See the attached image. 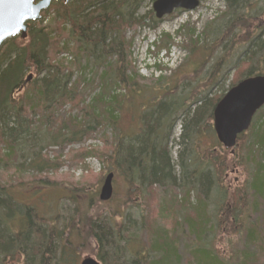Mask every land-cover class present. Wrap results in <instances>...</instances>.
<instances>
[{
    "label": "trees",
    "instance_id": "16d2710c",
    "mask_svg": "<svg viewBox=\"0 0 264 264\" xmlns=\"http://www.w3.org/2000/svg\"><path fill=\"white\" fill-rule=\"evenodd\" d=\"M146 1L53 2L41 14L38 23H28L25 40L16 36L5 42L0 50V144L5 145L11 158L17 157L19 174L32 172L31 177L35 178L54 169L42 156L47 147L63 141L76 142L96 131H112L114 138L109 150L112 156L109 157L128 191L136 194L139 201L136 211L140 210L141 199L153 188L163 189L165 194L179 188L189 200L190 195L195 197V203L184 201L183 206L188 209L185 214L171 213V217H175L170 231L161 227L156 233V227L150 226L145 243L134 239L137 233L146 230L142 217L137 221L126 210L122 221L118 222L105 217L83 220L74 209L66 221L61 220V228L57 230L58 216L50 223L40 219L34 208L17 202L11 188L0 184V264L8 261L17 264L20 259L24 264H61L58 250L61 240H65L63 234L72 225L77 228L81 224L96 240L97 259L101 264H252L247 251L248 243H253L255 227L249 223V212L241 213L243 206L247 210L241 198L248 205L250 197L255 209L259 207L256 204L259 200L264 201V181L261 182L264 179V107L256 113L248 131L237 139L236 146L239 145L240 150L246 134H250L245 148L248 163L255 167L252 179L243 183L244 194H239L231 212L233 195L222 185L229 163L220 154L229 150L215 138L212 112L228 89L244 79L264 74V22L260 26L253 23L257 19L264 21V0H225V10L219 14L223 25H207L199 37L195 31L190 33V55L197 51L202 53L201 66L193 70L194 83L187 86L181 82L172 89L167 85L161 88L164 94L158 98L152 96L148 107L142 108L138 133L129 137L117 128L125 99L116 91L129 88L131 99L143 97L144 92L135 93L137 76L132 77L127 65L129 47L124 34L134 27H153L161 22L154 19L151 9L144 16H137ZM51 14L55 16L53 23L60 25L62 32L69 27L68 38L85 53L83 57L92 60L96 69L101 67L104 71L99 75L101 93L84 106L77 117L70 118L68 125L59 121L56 113L67 105L79 108L82 103L78 97L80 83L74 81L73 73L49 60L54 34L50 26H41ZM206 32L210 42L207 43L206 37L203 47L198 49L196 45L203 42ZM243 45L244 50L230 60ZM214 51L220 53L215 62L211 59ZM112 59L116 61L112 63ZM229 60L230 69L225 74L220 68ZM235 69L241 71L240 75L224 90L225 75ZM29 72H33L34 77L27 81ZM217 86L219 95L208 99ZM177 121L181 134L173 161L168 142ZM207 134L214 140L210 148L201 146V138ZM1 160L6 159L0 157V166ZM258 179L261 184H257ZM226 212L231 215L224 220ZM165 219H171L167 213ZM227 225L229 229L238 227V232L247 233L246 251L238 256L233 257L224 250L219 252L214 237H208L211 231L223 234ZM180 237L190 240L184 251L188 255L185 261L179 257L175 246V239Z\"/></svg>",
    "mask_w": 264,
    "mask_h": 264
},
{
    "label": "rangeland",
    "instance_id": "374dc122",
    "mask_svg": "<svg viewBox=\"0 0 264 264\" xmlns=\"http://www.w3.org/2000/svg\"><path fill=\"white\" fill-rule=\"evenodd\" d=\"M199 1L198 8L192 13H174L162 19L157 26L151 27L146 25L125 31L124 37L129 47L127 65H129L132 77L135 79L134 75L137 76L135 93L140 90L144 94H142L143 97L141 98L136 96V98L131 99L128 96L130 92L129 88L126 90L124 88L121 90L120 88V90L116 91L121 96V99H125L119 114V124L117 126L122 135L133 137L138 133V116L143 111L142 108H146L149 105L147 102L151 100L152 96L155 98L162 97L164 91L161 88H166L165 85L172 89L180 85L181 82L187 86L194 83L193 70L201 66L202 53L197 51L194 55H190L189 35L195 31L196 36L199 37L207 25H223L224 20H221L219 12L225 10V0ZM151 6L152 3L147 0L139 9L137 16H144L151 9ZM246 13H248V10H246ZM53 16L51 14V16L47 17L41 26H50V31L54 34V41H52L50 46L49 60L51 63L62 65L70 73H73L74 81L80 83L78 86V97L82 103L79 108L72 109L70 105H67L64 108H60L56 113L57 119L66 122L68 125L70 118L77 117L79 111L88 105L97 94L101 93L99 75L103 74L104 71L101 67L96 69V64L92 60L83 57L85 53H82L79 49L80 47L77 48L78 45L68 38L69 27L66 26V29L62 32L61 26L53 23ZM263 22L262 19L253 21L255 25L258 24L259 26ZM182 27L184 29L179 33ZM177 32L178 34H176ZM250 32L252 33L251 30ZM62 34L64 35L62 36ZM206 37V41L209 44L210 36L206 32L203 42H198V45H196L198 49L203 47ZM169 47H173L176 52V65L172 68L169 76L156 79L141 73V66L156 61L159 54L168 51ZM244 48V45L242 47L239 46L236 53L230 57V60L236 59ZM218 56H220L219 52H212V61L215 62ZM230 60L227 62V65H223L220 68L221 72L228 73ZM233 60L232 64L234 63ZM111 61L113 63L116 60L112 59ZM107 72L112 73L110 70H107ZM240 72V70L235 69L225 75L224 90H227L229 85L237 79ZM27 76L32 79L34 73L29 72ZM160 80L162 81L160 82ZM218 88L219 86L212 89L208 99H215V96L219 95ZM256 123H259V120ZM69 128L72 129V127ZM180 134L181 127L179 121H177L174 124L172 136L168 142L173 161H175L178 147L176 142ZM113 138L114 133L112 131L103 130L88 134V136L79 138L76 142L67 143L63 141L57 146L47 147L42 152V156L49 161L54 169L53 171L44 172L38 177L34 174L35 178L31 177L32 172L19 174V167L17 166L19 161L17 157L13 155L11 158L3 145L0 144V157L6 159L5 161L1 160L0 184H5V186L11 188L12 195L17 202L34 208L36 215L40 219L50 223L54 221V217L58 216L57 223H55L56 228H58L57 230L61 228V220L66 221L68 216L70 217L69 213L74 209L77 210L78 217H81L83 220H85V217L97 218V220L105 217L118 222L122 221L123 211L126 210L137 221L142 217L146 230L137 233L134 239L146 243L149 239L150 231H148V228L150 226H155L154 230L164 227L162 229L170 231L173 228L172 218L178 213L185 214L188 210L186 205L183 206L184 201L187 204H194L195 197L190 195L189 200L186 194L179 192V188L170 190L167 194H165L163 189L153 188L147 196L141 199L140 210L136 211V204L139 203L137 196L134 192L130 193L128 191L124 179L116 174L114 170L113 163H111L113 159L109 157L111 155L109 150L112 149ZM249 138L250 134H246L243 142L244 145L240 147V150L239 145L236 146L237 148L235 147L233 154L228 151L225 154L220 153L221 158H225L227 163H229L227 173L222 180V185L226 187L231 196L233 195L230 198V212L234 208L235 202L238 201L239 194L243 192V183L249 179L251 180L254 173L255 165L248 163L247 149L245 148V144L250 140ZM213 143L214 140L211 134L202 136V147L210 148L213 146ZM236 151L239 153L236 154ZM235 157H238L236 161ZM108 173H113L114 175L112 181L113 195L108 202L101 203L98 201V194L103 179ZM262 181H264L263 178L261 179ZM261 182L258 179L257 184H261ZM250 199L249 197L247 205L246 200L241 198L243 200L242 204L247 206L246 211L243 206L241 213L249 212V223L255 227L256 232L252 236L253 243H248L249 249L247 253L252 258V264H264V201L259 200L256 203L259 207L255 209L253 208V203L255 202ZM59 204L62 206L59 207ZM166 213L171 219H165ZM171 213H175V215L171 217ZM228 215L231 214L227 212L223 214L224 220L227 219ZM232 225L234 226V223ZM233 226L229 229L227 225L223 234L211 231L208 237H214L219 252H223L224 250L227 253H232L234 257L246 251L244 246L247 242L245 240L247 233L238 232V227ZM74 227V225L70 227V230H74H72L71 234L69 233V229L63 234L65 240H61L62 245L59 247L61 249L58 250L61 264H80L87 258L98 261L96 240L84 225L82 226L81 224L80 227ZM156 233H158L157 230ZM189 242L190 240L186 238L180 237L175 239L178 255L184 258L183 261L188 256L186 253L184 254V251L189 246ZM17 264H24V262L20 259Z\"/></svg>",
    "mask_w": 264,
    "mask_h": 264
},
{
    "label": "water",
    "instance_id": "95a60500",
    "mask_svg": "<svg viewBox=\"0 0 264 264\" xmlns=\"http://www.w3.org/2000/svg\"><path fill=\"white\" fill-rule=\"evenodd\" d=\"M68 4L73 0H31L30 4L16 3L13 0L0 3V50L5 42L16 36L25 39L29 22H37L43 11L52 2ZM198 0H154L151 9L157 21L172 15L175 11H194ZM30 79V77H28ZM264 106V76L244 79L230 88L214 107L212 128L217 142L233 154L238 136L245 133L255 114ZM113 174L104 178L98 200L108 202L113 195ZM80 264H99L92 258Z\"/></svg>",
    "mask_w": 264,
    "mask_h": 264
},
{
    "label": "built area",
    "instance_id": "2783aa9c",
    "mask_svg": "<svg viewBox=\"0 0 264 264\" xmlns=\"http://www.w3.org/2000/svg\"><path fill=\"white\" fill-rule=\"evenodd\" d=\"M176 52L173 47H170L168 51H164L159 54L156 61H152L147 65L141 66L142 74L148 77L159 78V75L167 73L170 75L172 68H174ZM165 76V75H164Z\"/></svg>",
    "mask_w": 264,
    "mask_h": 264
},
{
    "label": "bare ground",
    "instance_id": "6f19581e",
    "mask_svg": "<svg viewBox=\"0 0 264 264\" xmlns=\"http://www.w3.org/2000/svg\"><path fill=\"white\" fill-rule=\"evenodd\" d=\"M72 2V1H71ZM154 2V1H153ZM198 2L200 3V1L198 0ZM53 3V2H52ZM52 3H51V5H52ZM50 5V6H51ZM199 6V5H198ZM50 8V7H49ZM152 10V9H151ZM153 13V12H152ZM184 13V12H183ZM220 13H222V12H220ZM154 16V15H153ZM155 19V18H154ZM165 75V76H164ZM167 76H169V75H167V73H164V74H162V75H159V78H156V79H160V78H164V77H167ZM261 76H264V74L263 75H261ZM31 78V77H30ZM30 79H28V77H27V81H29ZM232 88V87H231ZM229 90V89H228ZM98 95V94H97ZM254 118V117H253ZM253 120V119H252ZM248 131V130H247ZM246 131V132H247ZM245 132V133H246ZM245 133H243V134H241V135H244ZM241 135H239L238 136V138L241 136ZM215 138H216V136H215ZM217 140V139H216ZM3 145V144H2ZM3 147L5 148V145H3ZM171 152V151H170ZM108 174H110V173H108ZM107 174V175H108ZM111 174H113V173H111ZM114 176V175H113ZM6 264H10V262L8 261V263H6Z\"/></svg>",
    "mask_w": 264,
    "mask_h": 264
},
{
    "label": "snow or ice",
    "instance_id": "6c2138e0",
    "mask_svg": "<svg viewBox=\"0 0 264 264\" xmlns=\"http://www.w3.org/2000/svg\"><path fill=\"white\" fill-rule=\"evenodd\" d=\"M4 2H8V0H0V3H4ZM13 2L30 4L31 0H13Z\"/></svg>",
    "mask_w": 264,
    "mask_h": 264
},
{
    "label": "flooded vegetation",
    "instance_id": "af4514ba",
    "mask_svg": "<svg viewBox=\"0 0 264 264\" xmlns=\"http://www.w3.org/2000/svg\"><path fill=\"white\" fill-rule=\"evenodd\" d=\"M37 1H39V0H37Z\"/></svg>",
    "mask_w": 264,
    "mask_h": 264
}]
</instances>
